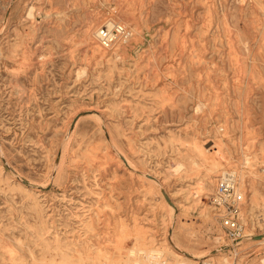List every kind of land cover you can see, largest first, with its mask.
<instances>
[{
    "label": "rangeland",
    "instance_id": "374dc122",
    "mask_svg": "<svg viewBox=\"0 0 264 264\" xmlns=\"http://www.w3.org/2000/svg\"><path fill=\"white\" fill-rule=\"evenodd\" d=\"M107 18L128 44H98ZM207 138L247 192L239 243L193 194ZM135 248L264 264V0H0V264H147Z\"/></svg>",
    "mask_w": 264,
    "mask_h": 264
},
{
    "label": "built area",
    "instance_id": "2783aa9c",
    "mask_svg": "<svg viewBox=\"0 0 264 264\" xmlns=\"http://www.w3.org/2000/svg\"><path fill=\"white\" fill-rule=\"evenodd\" d=\"M106 24L97 30L96 38L105 50H113L126 45L134 36L133 30L121 22ZM210 162L217 172L212 176L202 174L192 185L195 197H209L223 235L231 243H239L254 228L247 192L239 176L231 165V155L227 149L213 142L208 145Z\"/></svg>",
    "mask_w": 264,
    "mask_h": 264
},
{
    "label": "bare ground",
    "instance_id": "6f19581e",
    "mask_svg": "<svg viewBox=\"0 0 264 264\" xmlns=\"http://www.w3.org/2000/svg\"><path fill=\"white\" fill-rule=\"evenodd\" d=\"M33 11H34V7H31L30 8V10H29V14L30 15H33ZM110 18V17H109ZM109 18H107V19H109ZM113 19H109V20H107L106 22H104V23H100L99 25L97 24V26H96V34H97V30L100 28V27H102L103 25H107V26H112V24L111 23H113ZM93 28L94 27H89L88 29H87V35H88V37H89V34L90 35H93V33H92V30H93ZM92 33V34H91ZM97 39V38H96ZM98 42V41H97ZM99 44V43H98ZM100 45V44H99ZM213 142V139H211V138H207V140H204V143H202L204 146L206 145V150L208 151V145L209 144H211ZM196 145V147H198V145L197 144H195ZM195 145H194V147H195ZM199 148V147H198ZM126 163H127V165L130 167V168H132L133 167V164L129 161V160H126ZM211 163V162H210ZM181 164H179L176 168H175V170H179V169H181ZM234 169V168H233ZM208 170V175L209 176H212L213 174H214V172H217L215 169H214V167L212 168V164H211V168L209 167V169H207ZM235 170V169H234ZM201 171V170H200ZM210 171H214L213 173H211L210 174ZM236 171V170H235ZM236 174H237V176H239V173L236 171ZM240 179V178H239ZM241 182V181H240ZM253 224H256L255 222L253 223ZM250 231V230H249ZM251 232H247V234H246V236L243 238V239H247V238H249V237H251ZM132 252H134V253H136V254H142V252H144V251H141V250H138V249H133L132 250ZM165 251H163V250H155V249H148L146 252H144L145 253V256L147 257V264H168L164 259H163V256L161 257V255L160 254H162V253H164ZM186 255V256H185ZM185 255H183V254H181V252H177V251H173L172 252V256H173V261H174V264H187L188 262L187 261H185V260H188V261H190V260H193V259H199V258H201V259H203V258H206V257H208V256H192V255H189V254H185ZM100 256H102V255H98V257H100ZM105 257L106 258H108V256H107V254L105 253ZM114 257V256H113ZM113 257H112V259H113ZM114 260V259H113ZM206 261V260H205ZM229 260H228V258H225V257H222V259H221V264H226L227 262H228ZM114 262V261H113ZM263 262H264V259H263ZM112 264V263H111Z\"/></svg>",
    "mask_w": 264,
    "mask_h": 264
}]
</instances>
